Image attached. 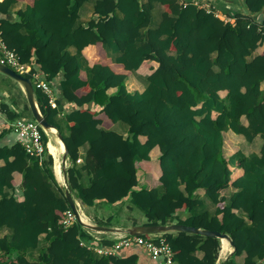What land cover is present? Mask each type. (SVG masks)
Here are the masks:
<instances>
[{"label":"trees","instance_id":"1","mask_svg":"<svg viewBox=\"0 0 264 264\" xmlns=\"http://www.w3.org/2000/svg\"><path fill=\"white\" fill-rule=\"evenodd\" d=\"M17 1L0 2V37L32 66L27 77L39 72L55 93L56 78L62 76L55 106L42 89L36 97L44 117L59 130L56 116L61 108L68 110L70 134L64 141L75 198L87 207L131 199L145 212L148 224H167L174 217L179 223L229 234L235 251L221 264H239L242 256V264H264V18L236 13L232 24L194 2L97 0L91 20L78 25L88 0H32L12 12ZM156 3L164 11L160 25L152 29ZM247 3L252 12L264 8V0ZM71 46L77 53L69 51ZM108 50L116 56H109L113 63L104 62ZM89 52L99 57L94 60ZM149 70L146 89L131 92L127 78ZM0 112L11 121L22 116L5 101ZM118 122L129 126L127 137L113 129ZM227 130L249 141L260 136L261 155L238 151L226 158ZM10 132L12 127L0 120V228L13 230L11 239L0 237V264H142L140 246L98 256L82 243L92 239L89 229L79 222L66 228L65 213L71 207L54 176L53 156L48 151L43 158L29 156L16 135L13 144L3 145ZM86 143L85 164L78 167ZM157 146L164 192L143 180ZM233 166L244 175L232 182L239 191L227 204L221 191L231 184ZM84 171L89 185L83 183ZM6 188L11 195L4 193ZM199 188L215 204L214 215L195 212L204 205L194 196ZM96 223L112 226L110 220ZM164 236L173 248L174 264H217L220 238L188 232ZM41 238L49 246L32 261L27 253ZM94 244L111 247L114 241L103 236Z\"/></svg>","mask_w":264,"mask_h":264},{"label":"crops","instance_id":"2","mask_svg":"<svg viewBox=\"0 0 264 264\" xmlns=\"http://www.w3.org/2000/svg\"><path fill=\"white\" fill-rule=\"evenodd\" d=\"M141 1L147 2L148 0H141ZM181 1L194 2L196 4H199L200 6H203V7L210 6L214 12L220 13L219 16L216 13L215 14L217 17H219L222 20H224L225 15L233 17V18L235 17V19H236L235 15H236V13H239V11H237V10L227 9L225 7L226 6L225 3L223 4V2H221L220 0H181ZM31 2H32V0H18L16 3H14L12 5L11 11L16 12L18 10L25 9L27 7V5ZM96 2H97V0H88L87 2H85V4L82 6V8L80 10V17L78 20V25H84L88 21L91 20V18L93 17ZM163 11H164L163 5L161 3H156L155 8L153 9V18H152V23H151L152 29H155L160 25L161 20H162ZM89 50H90V48H89ZM261 50L262 49L255 52L253 54V56H251L249 59H252L254 56L257 55V53H260ZM69 51L73 54L77 53V49L75 46L69 47ZM108 51H109V55H107V57L104 59L105 60L104 62L113 63V60L109 56H111L113 59H115L116 56L111 52V50H108ZM87 55L90 58H94V60H96V58L99 57V54L96 52L93 54H90V52H89V53H87ZM0 61H1V57H0ZM81 62H82L81 64H82L83 68L85 70H89L88 63H86L85 60H84V62L81 60ZM91 64L92 63H89V65H91ZM151 64H154V66L157 65L156 63H153V62ZM150 70L148 72H145V73H140V72L132 73L127 78L128 89L131 92L144 91L146 89L148 83H149L148 76L151 73ZM2 74H4V73H2ZM5 76H7V75H5ZM0 78H1V75H0ZM61 79H62V76L56 78V82H57L56 89H55L56 90L55 91V98L56 99H57V97L60 96L59 95L60 94L59 93L60 92L59 85H60ZM14 81L16 84L12 83V88H13L12 94L8 93L6 90H3V89L0 90V102H3V101L7 102L8 104L14 106L21 113L22 116H26V113L28 112V109H27L28 101H27L26 95L24 93V90H23L21 84L19 82H17L16 80H14ZM262 88L264 89V82L262 83ZM115 90L116 89L113 88V89H110L109 92L112 93ZM221 94L224 96L226 94V92H221ZM55 105H56V101H55ZM67 113H68V110L66 108L65 109L61 108L60 113L56 116V121L60 125V130L58 129V133H61L63 138L70 134V126H69L68 121L66 119ZM0 120L4 121L6 124L9 125V123L6 121V116L4 114H2L0 116ZM242 122L244 125H248L247 118L243 117ZM113 129L118 131L119 133L123 134L125 137L128 136L129 126L126 123L118 122L114 125ZM58 133H56V134H54L52 132L49 133L48 141H47L48 142V153L50 155H52L53 159H54V165H53L52 169H53V173H54V176H55L58 184L61 187L66 188L64 170L65 169L67 170V168L70 167L71 162H70L69 157L67 158L66 162H64L65 149H64V151L63 150L61 151V144L58 141V138H59ZM223 135H224L223 150H224V154H225L226 158L232 157L238 151H242L246 156H249V157L252 155H261V150L263 147V140L260 136L255 137L253 141H249L243 135L237 134L232 130L224 131ZM141 139L143 141H146V137H142ZM14 142H15V133L13 131L10 132L9 134H7L2 140L3 145H6V144L11 145ZM50 143H53L57 147V154H55L51 151L50 145H49ZM89 148H90L89 143L84 144L80 148V156H79V160L77 162L78 167H82L85 164L86 154H87ZM160 155H161V150L157 146L151 152V156H152L151 166H149L148 163H146V165L149 169V172H146L144 174L143 180L146 184H148V186L150 188L159 186L160 190L162 192H164V189H163V187H161L160 181H159L161 171H160V167L158 166V158L160 157ZM58 162L60 163V166H61L62 178L58 175V172L56 169V165ZM232 170H233V174H232L231 184L221 191V196L226 198L227 204L230 203L232 195L235 192L239 191V188H236L232 184V182L244 175V170L238 166H233ZM83 183H84V185L90 184V176L85 171L83 174ZM181 188L184 190L185 185H182ZM4 193L6 195H11L12 190L9 188H6ZM194 196L198 199H201L204 202V205L202 207H198L195 210V212L208 211L211 215L215 214L216 206L207 197L206 190L204 188H199L195 192ZM1 198H2V195L0 194V200H1ZM74 198H75V196H74ZM75 200L77 202V207H78V203H81V202L77 198H75ZM98 204L99 203H97V205ZM81 206H82L83 212H84V208H86V209L89 208V207L84 206L82 204H81ZM118 206H120V210H122V211L126 209L125 211L129 210L130 212H132V210H130V209H133V206H135V205L131 199H128V200H126L120 204H117L116 207H118ZM92 207H94V206H92ZM135 207H137V206H135ZM137 208H139V207H137ZM141 211H142V213H140L138 216V217H141V220L138 222V217L133 218V220H134L133 224L128 225L127 228L132 227L134 225L146 224L148 222V219L146 217L145 212L143 210H141ZM84 214L87 218L89 217L88 219H94L93 216H88L85 212H84ZM241 214H243V213H241ZM182 215L186 216V212L183 211ZM97 216L99 218H101L99 215H97ZM130 217H132V216H130ZM177 222H178L177 219H175L174 217L169 218L167 221V223H177ZM111 227L123 229L122 227L115 226L113 224ZM127 228H124V229H127ZM96 232H98V231H96ZM173 233H177V232H173ZM96 234L102 238H103V236H107L109 238V237L114 236L115 232H98ZM12 235H13L12 229L7 228V227L0 228V237L8 236L11 239ZM221 243H222L221 251H220V255H219L217 264H221L224 260H227L230 257H232V255L235 251V249L232 247L231 243H229V246H230L229 249L223 250L224 249L223 240H221ZM48 246H49V241H47L45 238H41L39 241V245L36 248L30 249L29 252L27 253V257L32 261L37 260L38 257L40 256V254L43 251H45L48 248ZM40 247H43V248L41 249ZM36 249L40 250L39 254H38L39 256L37 258L31 259L30 258V252H31V250H36ZM223 255L225 257L221 261V258ZM200 256H202V255H200ZM237 260H238L239 264H242L244 261V256L239 257ZM142 264H156V262L150 257V255L145 250H144V256H143Z\"/></svg>","mask_w":264,"mask_h":264},{"label":"built area","instance_id":"3","mask_svg":"<svg viewBox=\"0 0 264 264\" xmlns=\"http://www.w3.org/2000/svg\"><path fill=\"white\" fill-rule=\"evenodd\" d=\"M4 0H0L3 2ZM206 9L211 11L210 6H206ZM219 16V12H215ZM225 22L232 24L236 23L235 17L224 16ZM0 57L1 61L8 64L10 67L15 69L17 72L26 75L32 72V66L23 63L20 57L15 51L9 49L0 37ZM35 83L37 89H42L51 98L52 105L55 106V93L52 87L43 79V76L39 72H33L31 78ZM2 113L0 112V116ZM9 125L12 127V131L17 136L19 142L24 146L27 154L35 158H43L48 151V144L44 139L43 128L32 117L21 116L11 121L6 119ZM78 209L83 220L91 222V219H87L85 216L81 203H78ZM78 222L75 212L71 209L65 213L64 225L66 228L71 227ZM88 229V228H87ZM89 234L92 239L89 241H82L84 245L98 256H109L116 255L123 249L130 248L132 246H140L144 249L150 257L156 262V264H174V252L170 243L167 241L163 233L159 234H147L142 236H134L127 232H115L114 236L109 239L114 241L113 246L105 247L98 244H94V241H100L103 238L97 235L96 231L89 229Z\"/></svg>","mask_w":264,"mask_h":264},{"label":"water","instance_id":"4","mask_svg":"<svg viewBox=\"0 0 264 264\" xmlns=\"http://www.w3.org/2000/svg\"><path fill=\"white\" fill-rule=\"evenodd\" d=\"M221 2L225 3L226 6L229 5L230 9H234L239 11V13L251 17L255 20L262 21L264 18V8L261 11L258 12H252L251 8L249 7L247 0H220ZM0 72L4 73L5 75L13 78L17 82H19L24 90V93L26 95L29 108L32 112L33 117L37 120V122L42 126L44 132L48 136L49 133H51V129L55 128L58 133V128L52 125L47 121V119L44 117L40 107L39 103L37 101L36 97V86L33 80L30 77H27L26 75H23L19 72H17L15 69L10 67L8 64L0 61ZM59 138L62 140L65 146V154H64V162H66L68 156L67 153V145L64 141V138L61 133H58ZM48 144V142H47ZM65 175V194L67 197V200L69 202L70 207L75 212L78 222L81 223L84 227L98 231V232H127L134 236H142L147 234H159V233H173V232H188V233H197L202 234L205 236H212V237H218L221 240L227 239L230 241L232 247L235 249V244L233 240L231 239L230 235L227 233H221L219 231L215 230H208L203 229L200 227H195L183 223H157V224H142V225H134L132 227H129L127 229H119L116 227L106 226V225H99L94 224L92 222H87L82 219L79 209L77 207V202L69 188V181H68V174L67 170H64Z\"/></svg>","mask_w":264,"mask_h":264},{"label":"rangeland","instance_id":"5","mask_svg":"<svg viewBox=\"0 0 264 264\" xmlns=\"http://www.w3.org/2000/svg\"><path fill=\"white\" fill-rule=\"evenodd\" d=\"M224 4V3H223ZM226 5V4H225ZM227 9L230 10L229 5L225 6ZM84 62V60H82ZM1 78H0V90H6L8 93L12 94L13 88H12V83H15L14 79L9 77V76H5L4 74L0 73ZM16 84V83H15ZM26 116L29 118H32V112L30 109H28V112L26 113ZM210 199V198H209ZM117 205H111L108 204L106 202H100L98 205H94V207H89V208H84V212L88 215V216H93L94 219H91L90 221L94 224H97L96 222L99 220H102L103 222H106L108 220H110L111 225H115V226H120L123 229L127 228L128 225L133 224V218L138 217L140 213H142V211L133 206L132 212L125 211V210H120V206L116 207ZM97 215H99L101 218H99ZM132 216V217H130ZM89 218V217H88ZM87 218V219H88ZM141 220V217H138V222ZM41 249L43 247H40ZM39 248V249H40ZM39 249L36 250H31L30 252V258L34 259L37 258L39 255ZM225 256L223 255L221 258V261L223 260Z\"/></svg>","mask_w":264,"mask_h":264},{"label":"bare ground","instance_id":"6","mask_svg":"<svg viewBox=\"0 0 264 264\" xmlns=\"http://www.w3.org/2000/svg\"><path fill=\"white\" fill-rule=\"evenodd\" d=\"M52 133L56 134L57 133V130L55 128L51 129L50 130ZM52 138V137H51ZM56 138V137H55ZM58 138V137H57ZM52 140V139H51ZM54 140V139H53ZM55 141V140H54ZM58 141L59 143L61 144V151L65 149V146H64V143L62 142V140L60 138H58ZM51 142V141H50ZM56 143V142H55ZM50 149L53 153L57 154V147L53 144V143H50ZM59 149V148H58ZM60 151V150H59ZM62 155V154H61ZM57 157V156H56ZM56 169H57V172H58V175L62 178V172H61V166H60V163L58 162L57 165H56ZM229 240L227 239H223V245H224V249L223 250H227L229 249Z\"/></svg>","mask_w":264,"mask_h":264}]
</instances>
